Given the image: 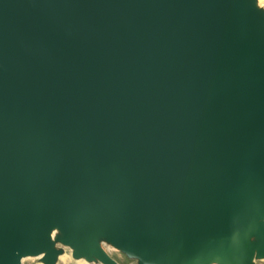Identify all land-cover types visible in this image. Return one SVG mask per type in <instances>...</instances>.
Wrapping results in <instances>:
<instances>
[{"label": "water", "instance_id": "obj_1", "mask_svg": "<svg viewBox=\"0 0 264 264\" xmlns=\"http://www.w3.org/2000/svg\"><path fill=\"white\" fill-rule=\"evenodd\" d=\"M57 240L264 261L261 0H0V264Z\"/></svg>", "mask_w": 264, "mask_h": 264}, {"label": "rangeland", "instance_id": "obj_2", "mask_svg": "<svg viewBox=\"0 0 264 264\" xmlns=\"http://www.w3.org/2000/svg\"><path fill=\"white\" fill-rule=\"evenodd\" d=\"M261 3L263 4L264 2H262L261 0ZM58 240H57V247L61 250L62 254L59 256V258L56 259V264H101L99 262H94V261H85L84 258L83 259L75 258L72 255V249L69 246L62 244ZM105 246L109 249L111 254L121 262V264H137L136 259L126 256L122 251L112 246L109 242L106 241ZM258 263L264 264V261L259 260ZM22 264H44V263H43V259L39 256H28L24 258Z\"/></svg>", "mask_w": 264, "mask_h": 264}, {"label": "bare ground", "instance_id": "obj_3", "mask_svg": "<svg viewBox=\"0 0 264 264\" xmlns=\"http://www.w3.org/2000/svg\"><path fill=\"white\" fill-rule=\"evenodd\" d=\"M24 260V259H23ZM85 261H86V259H85ZM23 262V261H22ZM82 262H83V260H82ZM85 263V262H84ZM87 263V262H86Z\"/></svg>", "mask_w": 264, "mask_h": 264}, {"label": "snow or ice", "instance_id": "obj_4", "mask_svg": "<svg viewBox=\"0 0 264 264\" xmlns=\"http://www.w3.org/2000/svg\"><path fill=\"white\" fill-rule=\"evenodd\" d=\"M262 2H264V0H262Z\"/></svg>", "mask_w": 264, "mask_h": 264}]
</instances>
